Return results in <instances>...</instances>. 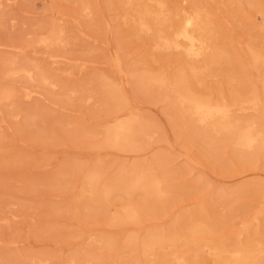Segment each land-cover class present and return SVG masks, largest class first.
I'll use <instances>...</instances> for the list:
<instances>
[{
    "label": "rangeland",
    "instance_id": "374dc122",
    "mask_svg": "<svg viewBox=\"0 0 264 264\" xmlns=\"http://www.w3.org/2000/svg\"><path fill=\"white\" fill-rule=\"evenodd\" d=\"M144 1L151 7L158 0H0V264H160L174 248L165 243L144 254L148 234H184L194 220L213 226L208 236L218 242H264V152L253 150L248 161L231 143L208 147L170 90L138 83L150 72L170 81L184 74L182 86L245 105L231 117L258 119L264 132V0H161L169 26L197 8L209 14L225 55L217 64L197 63L204 68L198 77L194 60L158 47L154 33L140 29L133 15ZM131 118L149 133L142 145L106 146L105 129ZM134 165L165 173L170 190L137 220H112L127 197L112 199L107 215L78 205L91 171L110 179ZM143 198L138 192L134 201ZM199 253L192 264H217L208 248Z\"/></svg>",
    "mask_w": 264,
    "mask_h": 264
},
{
    "label": "bare ground",
    "instance_id": "6f19581e",
    "mask_svg": "<svg viewBox=\"0 0 264 264\" xmlns=\"http://www.w3.org/2000/svg\"><path fill=\"white\" fill-rule=\"evenodd\" d=\"M138 1L139 3H141V0ZM146 3L147 2L144 1L142 2V4H139V8L136 9V14L133 15V18L142 31L154 33L153 35L156 36L155 41L158 47L162 49H177L179 51H183L184 55L188 57L190 61L194 60L196 64H199V62H210L211 64L213 61L216 60V62H218V59L220 60L221 58H223V56L225 55V51L222 49L220 51L216 47L217 43L214 42L216 37V30L214 31V29L212 28L213 25L211 26V22L209 20L210 17L209 14L207 15V11L203 12L201 9L197 8L195 11H193V13H190L188 15H181L176 23H174L173 21L171 26H169V20L164 14L165 8L167 7H165L164 2L158 0L154 4H152L151 7H149ZM262 14L263 22H260V24L262 23V25L264 26V7ZM167 23L169 28L164 29L163 26L167 28ZM59 38V32L57 36L53 35V39ZM53 39L52 41H54ZM256 56L257 59H260V55ZM198 64L193 65L192 67V71L195 77H198L202 73L199 72L200 69H204L203 67H201L203 64H201V66ZM210 64L207 63L206 65ZM199 66L201 68H199ZM184 79V74H175L173 80L170 81L165 77L163 73L153 72L151 74L150 72L139 76L138 83L140 81L143 84L141 86H144V88L148 90L152 88H157L159 90H170L171 92L169 91V93H172V95L169 96H173L175 103L180 108V115L183 116V120L187 118L189 119V122L193 121L194 123L197 122L200 124L201 130L199 131V133L201 134L202 139H205L204 142L208 147L217 150L221 142L225 141L227 143H231L234 146L240 148V150L242 151V154L239 155L240 158H242V160L248 161H250L253 157V150L256 149L264 152V132L261 129H257V127H255L254 125V123L258 119L256 121H251L252 119L249 121L248 119V121L246 122H241L239 118H232L230 115L233 107H238V110H243L246 109V107H244L245 105L242 106L241 103H236L238 104V106H234L229 102V97L226 98L225 96H223L224 94L222 96L218 95V97L216 98L203 94V92L202 94H199V92L197 91V93L196 90L192 91L193 89H190L191 86L190 88L182 86ZM107 92L108 96H110L111 99H113L115 102H118V98L120 95L115 85H113L112 83H108ZM250 93V101L252 102V105L258 106L259 104H261L259 103L260 101L258 95H256L255 93L253 95L252 92ZM241 95L242 93L239 95V97H237L238 102H242L243 100L240 97ZM244 95L245 94H243V98H245ZM161 97L163 96L161 95ZM256 109L258 110L260 108L257 107ZM137 119L131 118L122 120L112 126L107 127L105 129V140L103 139L104 144L106 146L116 147L117 149L121 150H132L142 145L144 141L143 138L145 139L146 137H148L149 133L147 132L144 123ZM35 120L37 119L35 118ZM223 133L224 136H220L219 141V138L217 136L219 134L222 135ZM221 137H223L224 140L221 141ZM155 170L156 169L149 165H134L129 170H126L120 175H117L116 177L110 179L104 178L99 170H93L86 177L88 194H86L84 191L81 196H79L78 205L87 208L88 211H96L106 214L108 213L112 199L127 197L128 203L124 206V211L119 213L117 212L118 216L116 217H110L114 222H121L123 220L126 221L128 219L137 220L140 214L146 212V210L149 209L151 202L153 203V201L156 199L159 200L158 198H161L170 192L166 174L156 172ZM138 192H140L144 196V198L142 202L136 203L134 201V196L137 195ZM210 233H215V229L213 228V226H210L202 221L194 220V222L192 221L188 225L187 232H185L184 234H180L177 232H174L168 236H163L159 233L155 234V232L153 234H148L143 242V253L148 256L151 254L155 255L154 249H157V245L164 247V245H166L165 243H168V245L172 244L174 249L168 254H163L160 264H192L193 260H198L197 257L200 256L199 250L201 248H208V250L211 251L210 254L215 256L214 258L216 259L217 264H264V242L262 241L261 237L255 238L256 240H258V243H255L256 241H252L247 244H236L237 246H233L220 241V239V242H218L215 238L208 236V234ZM183 236L185 237V239H182ZM106 243L107 245H112L114 242L109 239L108 241L106 240ZM132 243H134V236L128 240L127 245L131 247ZM94 254L91 255L93 256L92 259L97 258ZM38 264L49 263L46 260L41 259Z\"/></svg>",
    "mask_w": 264,
    "mask_h": 264
}]
</instances>
